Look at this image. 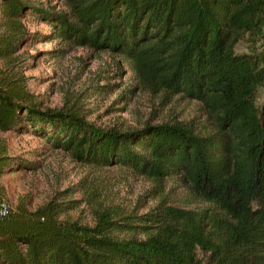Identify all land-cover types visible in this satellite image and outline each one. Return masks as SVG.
I'll return each instance as SVG.
<instances>
[{
	"label": "trees",
	"instance_id": "1",
	"mask_svg": "<svg viewBox=\"0 0 264 264\" xmlns=\"http://www.w3.org/2000/svg\"><path fill=\"white\" fill-rule=\"evenodd\" d=\"M63 2L67 11L57 13L0 0V134H32L76 162L121 167L158 185L181 176L208 207L160 202L88 227L58 220L51 202L31 211L21 199L0 218V264H264V103L256 106L264 51L234 50L244 35L264 39V0ZM27 18L48 23L49 37L108 51L166 94L199 102L213 130L199 133L188 122L121 132L40 110L14 67ZM6 150L0 137V176L36 169Z\"/></svg>",
	"mask_w": 264,
	"mask_h": 264
},
{
	"label": "rangeland",
	"instance_id": "2",
	"mask_svg": "<svg viewBox=\"0 0 264 264\" xmlns=\"http://www.w3.org/2000/svg\"><path fill=\"white\" fill-rule=\"evenodd\" d=\"M30 1L57 13L67 11L63 0ZM23 24L28 34L19 46L14 67L40 110L74 113L94 127L121 132L145 124L188 122L199 133L213 130V121L207 119L199 102L159 90L153 81L136 75L119 56L49 37L52 28L43 20L27 18ZM234 50L261 56L264 39L244 35ZM0 67L4 68L2 60ZM263 103L264 94L259 89L256 106ZM0 137L9 157L35 162L36 167L0 176V199L12 209L21 199L31 211L51 202L58 205V220L93 227L102 218L143 215L160 202L189 211L208 207L194 200L181 176L158 185L121 167L76 162L68 152L52 149L32 134L5 132ZM197 256L205 255L198 250Z\"/></svg>",
	"mask_w": 264,
	"mask_h": 264
},
{
	"label": "built area",
	"instance_id": "3",
	"mask_svg": "<svg viewBox=\"0 0 264 264\" xmlns=\"http://www.w3.org/2000/svg\"><path fill=\"white\" fill-rule=\"evenodd\" d=\"M10 205L5 201L0 199V218L6 217L10 213Z\"/></svg>",
	"mask_w": 264,
	"mask_h": 264
}]
</instances>
